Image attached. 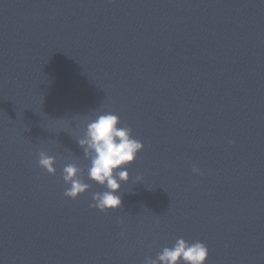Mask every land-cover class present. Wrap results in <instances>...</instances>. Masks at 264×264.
Wrapping results in <instances>:
<instances>
[{"label":"water","instance_id":"1","mask_svg":"<svg viewBox=\"0 0 264 264\" xmlns=\"http://www.w3.org/2000/svg\"><path fill=\"white\" fill-rule=\"evenodd\" d=\"M105 113L143 150L101 213L76 141ZM178 239L264 264V0H0V264H144Z\"/></svg>","mask_w":264,"mask_h":264},{"label":"clouds","instance_id":"2","mask_svg":"<svg viewBox=\"0 0 264 264\" xmlns=\"http://www.w3.org/2000/svg\"><path fill=\"white\" fill-rule=\"evenodd\" d=\"M82 150L83 159L89 162L86 171L87 180L106 189L102 193L91 196L90 208L101 213L121 209V199L116 193L121 185L127 184L129 174L125 169L133 164L137 154L143 150V145L132 138V130L120 127V119L110 113L96 115L86 124L83 138L76 141ZM56 159L49 157L45 152L38 153L37 166L49 176H55L54 165ZM194 175L199 170L192 169ZM61 178L69 188L64 192V197L76 200L79 196L90 191L91 185L86 184L84 170L73 161L63 167ZM140 177L136 183H140ZM208 258V249L202 243H186L178 239L172 248H164L155 259L146 258L144 264H205Z\"/></svg>","mask_w":264,"mask_h":264}]
</instances>
